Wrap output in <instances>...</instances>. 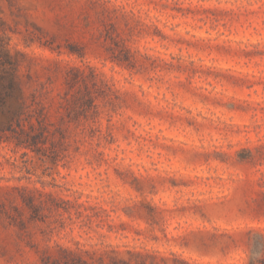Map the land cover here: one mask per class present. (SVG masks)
I'll return each mask as SVG.
<instances>
[{
    "label": "clouds",
    "instance_id": "9594fccd",
    "mask_svg": "<svg viewBox=\"0 0 264 264\" xmlns=\"http://www.w3.org/2000/svg\"><path fill=\"white\" fill-rule=\"evenodd\" d=\"M0 264H264V0H0Z\"/></svg>",
    "mask_w": 264,
    "mask_h": 264
},
{
    "label": "rangeland",
    "instance_id": "374dc122",
    "mask_svg": "<svg viewBox=\"0 0 264 264\" xmlns=\"http://www.w3.org/2000/svg\"><path fill=\"white\" fill-rule=\"evenodd\" d=\"M257 243L259 244V241H257Z\"/></svg>",
    "mask_w": 264,
    "mask_h": 264
}]
</instances>
